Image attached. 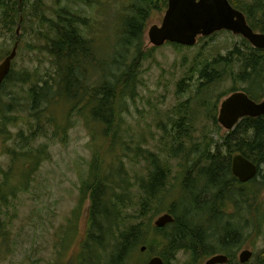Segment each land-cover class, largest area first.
Returning a JSON list of instances; mask_svg holds the SVG:
<instances>
[{"label": "rangeland", "instance_id": "374dc122", "mask_svg": "<svg viewBox=\"0 0 264 264\" xmlns=\"http://www.w3.org/2000/svg\"><path fill=\"white\" fill-rule=\"evenodd\" d=\"M0 1L3 2V6L8 2V0ZM138 1L90 0L87 3L80 0L72 2L62 0V3H58V0H41L39 4L36 0H23L21 11L24 23L19 28L16 25H11L12 29L10 30L9 24L1 17L3 6L0 5V55L4 54L0 56V63L6 57V53L12 51L16 40H19L12 69L14 75L20 76V86L14 88V92L17 93L16 98L4 97V108L5 110H22L18 115H11L15 117V120L21 118L19 126L8 125L6 134L1 132L6 136L5 138L0 137V140L3 139L6 143H0V172L7 169L9 164H13L12 156L9 157V154L21 142L17 138V132L20 131L23 136H26L28 125L35 127V123L30 119L33 116L29 111V106L24 105H29L27 89L21 88V86L27 85L23 83L24 76L41 74L42 77L49 79L50 76L45 74L49 69L50 74L56 77L55 65L54 63L52 65L50 55L41 48L48 42L42 36L47 34L50 37L53 31L48 30V24L41 30L43 38L41 39L37 34L36 22L38 17L57 20L55 11L60 6L70 7L76 14L89 20L87 21L89 26L82 24L81 27L84 34H87V30H89L91 36L95 35L97 58H103L107 65H110L113 59L127 62V69L120 73H116L115 67L111 64L109 72L116 74L114 79L125 77L129 70V75L126 76L128 79L130 73L135 71L134 90L131 91V96L123 100L121 111V135L124 141H128L125 144H128L127 150L130 152H121L119 155L121 161H117L123 175H126L130 180L129 187L132 192H137L138 182L145 177L148 171L149 165L146 159L148 151L158 152L160 155L163 153L161 152L163 149L160 148L161 142L164 135L169 132L170 125L178 116L173 114V107L189 98V94L183 96L179 91V82L183 79L191 83L192 70L195 73L197 70L199 72L203 64H209V61L219 54H230L236 46L245 48L247 53L248 48L241 38L226 30L212 37L199 39V42L191 48H179L173 44H166L159 48L154 47L149 40L148 31L152 25L161 24L167 8L159 0L155 8H148L149 12L144 23L140 48H134L131 45L122 47L125 43L128 13L134 14L132 11L137 7ZM35 3L41 5L42 8ZM33 27L35 31L31 29ZM137 54L141 58L139 63L134 59L135 65L133 58ZM237 64L241 67L245 66L241 60L231 61V67ZM257 68L260 72L258 74L260 79L249 86L248 90L259 95L257 101H261L264 98V57L259 58ZM249 70H251L250 66ZM13 81L15 80L12 79L8 85L7 94L10 92L9 89ZM118 83L119 88L128 89L123 80ZM234 84V81L224 72L221 78L210 85L208 95L202 94V98L199 96V103H202L204 98V101L210 100L203 110L200 109L199 104L188 103L189 111L194 113L197 118L196 127L193 128L194 140H199L204 133L215 140H219L221 136L227 134L228 131L219 124L216 118L220 102L227 97L225 94ZM184 85L188 86V84ZM62 103L63 101H60L49 111L50 118L47 121L50 120L51 123L46 122V124L53 125V128H46L44 122L37 127V134L47 132V136H38L39 139L35 146H40L39 149L42 150L43 144H46L43 156L48 155V157L41 161L35 173L30 175V179L32 175L33 179L28 186H25L26 190L18 187L17 193L13 196L12 205L2 210L5 214L2 215L4 225L1 223L3 229L0 232V264H107L111 258L113 245L117 242L119 231L124 226L118 220L109 247L104 249L105 251L99 249L88 262V254H84L86 250H83V243L87 240L89 227L87 210L90 200L87 192H89L88 185L94 178H92L93 160L95 155H101L110 172L113 167V156L107 154L108 138L104 127L102 131L94 129L95 127H88L84 119L77 117L67 109H61ZM68 105L70 106V104ZM115 105L117 106V104ZM216 108L217 112H215ZM212 115L214 118H211ZM112 132L114 133L113 130ZM117 152H119L118 146ZM181 162V158L170 162L173 172L178 170ZM114 172L117 174V168L114 169ZM175 176L178 177L179 174L176 173ZM2 177L0 174V178ZM87 178L91 180L82 185V182ZM171 185H174L175 189L178 187V180L174 176L171 177ZM175 189H172L169 196L165 198L164 203L167 206L177 201ZM83 190L86 192L84 193ZM262 194L259 201L264 204V188ZM189 196L190 194L186 191L183 193L185 205H187ZM137 203L135 197L132 205L135 206ZM226 207H229V204ZM126 210V215L131 222L146 223L147 236H151V238H154V231L148 227L149 221L153 223L159 215L167 212L151 214L150 218L135 219L134 210L131 207ZM235 210L237 208L232 210L228 217L224 216L221 230H215L214 225L203 219L202 216L197 217L200 221L197 220L191 228L196 229L197 234H206L207 240L213 239L211 246L214 248H219L224 243L222 239L225 234H228V239L233 240L228 245L234 242L239 243L238 247L231 248L229 252L222 251L229 257L227 264H237L243 250L252 251V255L254 253L253 258L249 260V264H254L255 255L259 256L264 247V233L261 234V231L264 230V223L259 226V222L256 220L257 216L247 217V212H241L237 216ZM231 217L236 218L240 228L238 231L233 230L232 233H227L224 226L226 225L227 231L231 229V225H227V220L232 219ZM199 223H209L211 229H208L206 224L203 229H198L196 226ZM105 231L107 230L100 229L99 233L102 236L106 234L108 237ZM92 235H94V231ZM158 235L164 238L162 234ZM160 243L162 244V242ZM164 246L162 244L163 248ZM217 252L221 253L220 250ZM151 255L152 253L141 252L138 248L124 264H143ZM211 257L204 256L195 261L192 260L190 253L181 251L171 264H206ZM263 263L258 261L256 264Z\"/></svg>", "mask_w": 264, "mask_h": 264}, {"label": "trees", "instance_id": "16d2710c", "mask_svg": "<svg viewBox=\"0 0 264 264\" xmlns=\"http://www.w3.org/2000/svg\"><path fill=\"white\" fill-rule=\"evenodd\" d=\"M36 1L41 3V0ZM65 1L72 2L73 0ZM80 1L90 2V0ZM230 1L246 14L249 25L255 31L264 32V0ZM60 2L62 3V0H58V3ZM157 2L158 0H139L137 7L132 11L134 14L128 13L125 43L122 47L131 45L134 48H140L144 23L149 12L148 8H155ZM159 2L166 6L168 0H159ZM37 3L35 5H39ZM21 4L19 0H8L3 6V2L0 1V5L3 6L1 17L9 24V30L12 29L11 25L19 27L24 23L21 11L23 3ZM39 6L42 8L41 5ZM55 14H57V20L38 17L36 22L38 31H36L41 37V30L48 24V30L53 31L50 37L47 34L42 36L48 42L41 48L50 55L52 65L53 63L55 65L56 77L50 74L49 69L45 73L50 76L49 79L42 77L41 74L24 76L23 83L27 85L21 86V88L27 89L29 101V105H24L29 106V111L33 116L30 119L35 123V127L28 125L26 136H23L20 131L17 132V138L21 142L9 154V157L12 156L13 164H9L7 169L0 172L3 176L0 178V225L1 223L4 225L2 215L5 212L2 210L12 205V199L17 193L18 187H22V190L25 191V186H28L33 179V175L31 179L30 175L34 174L41 161L48 157V155L43 156L46 144L43 145L42 150L39 149L40 146H35L39 139L38 136H47V132L37 134V127L43 122L50 124V120L47 121L50 118L49 111L53 109L54 105L63 101L61 109H67L77 117L85 119L88 127H95L94 129L100 131L104 127L108 138L107 154L114 153L112 155L113 167L110 172L101 155H95L93 160L92 178H94L88 185L89 192H87L90 200L87 210L89 242L84 248L88 259H92L99 249L112 240L118 220L124 226L119 231L117 253L110 264H121L141 241L147 245L151 253L155 251L156 254L162 256L166 264H171L181 251L190 253L192 260L195 261L201 257L215 254L214 247L211 246L213 239L207 240L206 234H197L196 229L191 226L196 224L197 220L200 221L197 217L202 216L203 219L214 225L215 230H221L222 220L225 219L222 210L228 202L238 209L246 204L248 216L264 210L261 204L259 207L255 204L262 195V186L259 185L264 180L255 179L242 185L231 173L232 155L239 152L264 165V116L243 118L234 130L221 136L219 140L211 138L207 133L201 135L199 140H194L193 128L196 127L197 118L194 113L189 111L188 103L199 104L200 109L204 108L205 99L203 103H199V96L202 98V94L208 95L210 85L221 78L224 72L235 83L232 91L238 90L237 88L240 87L251 98L258 100L259 95L249 91L248 87L260 79L257 65L259 58L264 57L263 54L258 49H252L250 43L243 39L248 48L247 53L237 47L227 56L217 55L209 64H203L199 72L197 70L195 73L192 70L191 83L183 79L179 82V91L183 95L189 94V98L173 107V114L178 116L173 122L171 121L169 132L164 135L161 142L160 148L163 149L161 151L163 153L160 155L158 152L148 151L146 157L149 165L148 171L145 177L138 182L137 192H132L129 187L130 180L126 175H123L117 161H121L119 158L121 152L128 151V144H125L128 141H124L121 135V111L123 100L131 96V91L134 90L135 71L130 73L128 79L126 76L129 75V70L125 77L114 79L116 74L109 72L111 64L115 67V72L120 73L127 69V62L113 59L111 64L107 65L103 58L96 57L95 35L91 36L89 30H87V34H84L81 27L82 24L89 26L87 22L89 20H85L82 15L76 14L72 8L67 6H60ZM33 21L35 22L34 19ZM31 29L35 31L34 27ZM42 37L41 39H43ZM17 43L19 45V40H16L15 44ZM10 53L11 51L7 52L5 56ZM140 58V55L137 54L133 58V62L136 60L139 63ZM234 59L243 61L245 66L241 67L237 64L231 67V61ZM136 62H134L135 65ZM249 66L251 70H249ZM12 79L15 81L7 94L8 85ZM120 80L125 82L128 89L119 88ZM19 84L20 76L14 75L12 69L0 92V137L3 138L6 135H2L1 132L6 134L8 125L18 127L22 121L21 118L15 120V117L11 116L12 114L18 115L22 110H5L3 101L5 96L17 97L14 88L20 86ZM184 84H188V86L185 87ZM69 116H71L70 113ZM214 123L216 124V122ZM45 127L53 128L54 126L46 124ZM0 143L6 142L2 139ZM117 146L119 152H117ZM178 158H181L182 162L178 170L173 172L170 162ZM115 168H117V174L114 172ZM261 171L264 172L263 167ZM176 173L179 174L178 177L175 176ZM172 176L178 180L176 189L174 185H171ZM262 177L264 178V174ZM89 180L91 179H85L82 185L88 183ZM172 189L177 191L175 194L177 201L167 206L164 201ZM185 191L190 194L187 198V205L184 204L183 198ZM135 197L138 203L133 206ZM129 207L134 210L135 219L150 218L151 214L156 215L162 211H169L175 220L165 228H158L148 219V227L154 231V238H151V236H147L146 223H133L126 215V209ZM259 218L264 221V213ZM204 224L208 225V229H211L209 223H199L196 227L203 229ZM236 224L231 223L233 226L228 231L225 225V231L227 233H232L233 230L238 231L240 226ZM2 225L0 232L3 229ZM227 225L230 226L228 223ZM100 229H106L108 237L106 234L100 235ZM93 231L94 235H92ZM158 234H162L164 238ZM222 240L224 243L221 244V249L227 252L236 244L235 242L232 245L225 244L233 242L232 239H228V234H225ZM160 242L165 245L164 248ZM262 255L261 261L264 262V253Z\"/></svg>", "mask_w": 264, "mask_h": 264}, {"label": "water", "instance_id": "95a60500", "mask_svg": "<svg viewBox=\"0 0 264 264\" xmlns=\"http://www.w3.org/2000/svg\"><path fill=\"white\" fill-rule=\"evenodd\" d=\"M223 29L240 34L253 46L264 49V33L255 32L247 23L245 14L233 7L229 0H169L162 24H155L150 28L149 38L155 46H162L166 42L193 46L200 35L209 36ZM16 53L17 44L11 54L0 63V87L11 71ZM261 115H264V99L256 102L246 93L237 92L223 101L219 120L224 128L231 129L242 117ZM233 172L242 181H248L256 175L257 166L243 155L237 154L233 159ZM173 220V216L166 213L155 224L164 227ZM250 256L251 253L244 251L241 260L245 262ZM226 261V256L217 255L207 264ZM145 264H164V261L156 256Z\"/></svg>", "mask_w": 264, "mask_h": 264}, {"label": "flooded vegetation", "instance_id": "af4514ba", "mask_svg": "<svg viewBox=\"0 0 264 264\" xmlns=\"http://www.w3.org/2000/svg\"><path fill=\"white\" fill-rule=\"evenodd\" d=\"M20 2V1H19ZM20 5H22L21 3H20ZM261 202L259 201V199H257L256 200V202H255V204H256V206H259V204H260ZM262 204H263V202H262ZM247 205L246 204H244L243 205V207H242V209H237L236 210V215L238 216L239 214H241V212H243V213H245L246 211H247V207H246ZM260 211H258L256 214H255V216H257L258 218H256V220L257 221H259V223H258V225L259 226H262L263 225V221H262V218H260V220H259V216H260V213H259ZM235 228H236V226H235ZM238 228V227H237ZM239 229V228H238ZM262 233H264V230H262L261 231V234ZM264 253V247H263V249H262V251H261V254L259 255V256H257V255H255V259H254V264H256L258 261H261V258H262V254ZM253 256H254V253H253V255H252V251H251V256H250V258H249V260H251V258H253ZM262 262V261H261ZM245 264H249V261H247Z\"/></svg>", "mask_w": 264, "mask_h": 264}]
</instances>
